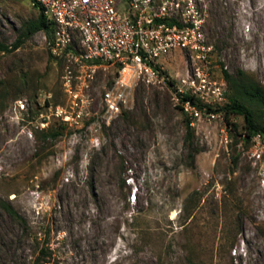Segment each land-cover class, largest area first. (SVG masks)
<instances>
[{
  "label": "rangeland",
  "instance_id": "rangeland-1",
  "mask_svg": "<svg viewBox=\"0 0 264 264\" xmlns=\"http://www.w3.org/2000/svg\"><path fill=\"white\" fill-rule=\"evenodd\" d=\"M192 1L215 64L264 86V0ZM36 14L29 0H0V42ZM185 59L162 60L175 84ZM59 75L42 31L0 51V264H264V159L237 135L241 115L232 130L184 114L192 163L183 113L157 82L137 83L109 124L96 114L38 129L36 101L63 100ZM85 92L98 110L102 84Z\"/></svg>",
  "mask_w": 264,
  "mask_h": 264
},
{
  "label": "built area",
  "instance_id": "built-area-1",
  "mask_svg": "<svg viewBox=\"0 0 264 264\" xmlns=\"http://www.w3.org/2000/svg\"><path fill=\"white\" fill-rule=\"evenodd\" d=\"M51 27L43 39L60 68L61 103L42 97L35 127L50 121L79 128L99 116L109 124L127 108L139 82L161 83L171 104L188 118L222 121L226 100L222 68L212 59L213 46L202 30L203 19L192 0H29ZM122 6V9L119 7ZM174 51L187 55L185 71L172 86L165 81L162 60ZM223 70H224V66ZM219 72L216 74L215 72ZM102 84L100 108L92 111L84 93ZM191 124V123H190ZM243 136V135H242ZM224 138H226L224 136ZM249 150L264 159V135H250Z\"/></svg>",
  "mask_w": 264,
  "mask_h": 264
},
{
  "label": "trees",
  "instance_id": "trees-1",
  "mask_svg": "<svg viewBox=\"0 0 264 264\" xmlns=\"http://www.w3.org/2000/svg\"><path fill=\"white\" fill-rule=\"evenodd\" d=\"M37 31H42L46 37H49L51 33V27L38 10L34 18L27 20L23 24L9 46L0 42V51L16 48L26 38ZM222 74L227 88V101L220 107L223 118L227 123L231 124L232 130H235L234 124L229 120V115L235 114L242 116L243 129L241 132H237V135H241L245 142L249 140L250 135L253 133L264 135V86L258 80L239 69L233 74L222 70ZM165 81L172 86L173 81L166 74ZM48 102V99H45V103L47 104ZM190 123V120L183 114L184 142L189 148L186 156L190 163H192L197 150L192 146L193 129ZM56 135V131L51 132V136ZM3 206L9 215L20 220V217L15 211L5 204ZM40 253L43 254V251L40 250Z\"/></svg>",
  "mask_w": 264,
  "mask_h": 264
}]
</instances>
